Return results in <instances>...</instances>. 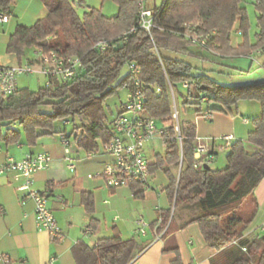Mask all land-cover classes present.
I'll return each mask as SVG.
<instances>
[{
  "label": "trees",
  "instance_id": "1",
  "mask_svg": "<svg viewBox=\"0 0 264 264\" xmlns=\"http://www.w3.org/2000/svg\"><path fill=\"white\" fill-rule=\"evenodd\" d=\"M11 1L0 0V11L9 16ZM40 1L46 14L30 25L16 24L7 40V52L20 61L28 48L44 52L54 50L78 57L82 67L69 80L52 81L37 91L18 88L9 96L0 95V126L5 127L0 132V141L15 143L23 134L32 144L43 132L65 133L67 137L73 135L77 145L86 150L98 149L99 143L109 141L112 136L105 101L119 86L128 83L126 73L114 84L129 61L142 70L145 112L160 123L172 121L168 83L173 89L182 87L184 82L188 84L184 102L193 105L200 117L205 112L231 114L240 101L255 100L259 112L252 119L247 143L231 142L223 168L210 165L194 168L196 126L183 120L180 123L181 146L176 139L168 138L163 152L155 155L150 170L152 173L161 171L167 177L165 191L171 203L174 199L175 206L200 209L189 221L199 225L205 242L216 250L212 264H264V234L257 233L253 238L243 235L257 210L254 190L264 178V80L243 85L221 84L187 60L166 54V51L189 54L185 33H211L205 48L221 57H241L252 51H263L264 0H252L257 11L254 42L248 38L244 0H161L159 5L149 7L153 23L150 33L137 24L141 0H113L118 6L116 15L108 17L90 9L82 18L77 16L70 0ZM235 24L243 35V43L239 46L231 44ZM99 40H107L108 46L96 48ZM43 105H48L50 111H42ZM58 120L64 128L54 127ZM65 121L72 124L70 132L66 131ZM14 123L22 131L11 127ZM168 134H173L172 125ZM130 186L136 197L142 196L140 184ZM82 203L88 212L92 211L89 193H82ZM169 213L164 214L158 231ZM240 246L246 250L242 251ZM139 248L136 239H123L114 233L92 245L77 241L71 252L75 264H128ZM163 251L175 253L171 264H181L176 246L171 245Z\"/></svg>",
  "mask_w": 264,
  "mask_h": 264
},
{
  "label": "crops",
  "instance_id": "2",
  "mask_svg": "<svg viewBox=\"0 0 264 264\" xmlns=\"http://www.w3.org/2000/svg\"><path fill=\"white\" fill-rule=\"evenodd\" d=\"M144 6L152 7L145 3ZM45 14L44 7L39 14L13 10L11 16L14 17L16 24L29 25ZM236 26L237 24L232 32L237 30ZM231 44L238 46L242 44V40L236 38L233 42L231 38ZM29 49L33 51L34 57L35 49ZM186 50L189 53L187 57L201 61V66H197L199 70L207 73L206 69L212 67L213 71L226 76L223 82L225 84L243 85L264 80V66L257 58L263 51L252 57L248 55L221 57L210 49L196 45L188 44ZM28 59L26 57L25 61ZM5 62L12 65L22 63L16 56L11 60L6 59ZM253 66L258 70L253 72ZM249 68L248 75L238 73V70ZM258 112L257 107L254 108V116L258 115ZM187 121L195 124L196 139L202 142L209 141L214 145L218 144L219 137L223 135L235 136L238 124L235 116L223 112H213L209 120L201 119L195 114V121ZM247 123L248 119L245 124ZM11 127L22 131L17 123ZM4 130L5 127L3 130L0 129V132ZM234 136V140L238 139ZM98 149L93 155L88 156L89 150L73 141L69 155L75 164V170L71 172L67 167L58 133L43 132L32 144L26 141L23 134L15 143L6 144L0 141V164L8 157L19 160L29 152L50 154L49 164L32 174L31 187L37 191L48 189L47 205L62 231L61 240L53 241L46 231L39 230L35 223L32 199L28 195L19 194L16 190L22 178H16L13 173H0V250L9 256L10 264H47L51 257L52 264H75L71 250L77 241L92 245L98 239L110 237L114 233L123 239L134 238L140 244L139 250L128 264H171L175 259V253L163 251L171 245L178 248L181 264H212L211 260L216 250L205 242L199 225L189 221L200 213V209L197 206L174 205L169 230L162 241H156L155 230L164 214L170 212L172 207L165 188L158 190L156 171L151 177L156 189L148 190L142 187L141 197L134 195L135 190L131 186L108 187L104 178L96 173L103 169L110 158L102 151L98 152ZM88 175L93 176L89 178ZM85 192L89 193L92 199L91 212H88L82 203V193ZM254 197L257 201V210L251 223L243 231L247 238H253L264 226V178L256 186ZM137 217H142L150 223L146 236L134 233V220Z\"/></svg>",
  "mask_w": 264,
  "mask_h": 264
},
{
  "label": "built area",
  "instance_id": "3",
  "mask_svg": "<svg viewBox=\"0 0 264 264\" xmlns=\"http://www.w3.org/2000/svg\"><path fill=\"white\" fill-rule=\"evenodd\" d=\"M10 16L0 11V23L8 22ZM138 27L150 33L153 28L152 10L145 7L141 0L137 13ZM133 29V28H132ZM237 34L241 31L235 30ZM192 45L205 48L206 41L211 37V33L205 35H192L185 33L183 35ZM107 40H99L96 43V48L104 49L108 46ZM33 58L26 62L5 66L0 64V95L9 96L18 89V77L24 74H30L34 71L36 65L38 71L46 78L45 85L48 86L52 81H65L72 78L78 69L82 67V62L78 57L71 55H62L57 51L51 50L44 52L35 49ZM252 57L253 54H248ZM126 73L129 75V81L125 84L126 98L118 108L116 115L110 122L112 136L109 141L100 145L101 151L109 156L110 161L107 162L103 169L96 173L104 178L105 184L108 187L115 188L121 186H130L138 183L143 188L155 190L156 186L152 181V172L150 170L151 161L146 157L144 148L147 144L154 141H159L163 149L166 147L167 139H176L181 146L180 123L178 111L173 104L172 106V121L159 122L157 119L149 116L145 112V86L141 79V68L133 61H129L125 65ZM188 84L182 83V88L186 89ZM170 98L174 101V91L168 83ZM160 91V88H156ZM172 103V102H171ZM211 112H205L201 117L205 120L211 118ZM247 122V119H243ZM68 124V121L64 122ZM172 125L173 134L169 136L168 128ZM234 140L231 134L219 137L218 144L211 142H202L195 139L194 143V163L196 169H201L205 165H211L216 158L218 152L227 150L231 142ZM59 142L64 151V158L67 161V167L71 172L75 170V164L69 155V137L65 133L59 134ZM96 150L87 152L88 156L93 155ZM51 161L50 154L46 152L33 153L29 152L24 156L15 160L8 157L0 164V173H13L16 178H22L21 184L16 186V190L21 195H28L34 204V218L36 226L39 230L46 231L51 240H61L62 231L57 225V221L53 212L47 205L48 189L37 191L32 189V174L37 170L45 168ZM179 174V172H178ZM177 174V178H178ZM93 175H88L91 178ZM174 209V199L167 221L160 231L155 230V240L162 241L167 233L171 223ZM162 219L160 220V224ZM159 224V225H160ZM150 228V223L142 217H137L134 220V233L138 236H146ZM264 232V226L261 229ZM236 242V241H235ZM234 242V243H235ZM242 251H245L244 246H240ZM51 257L47 264H52ZM0 263L10 264L9 256L0 250Z\"/></svg>",
  "mask_w": 264,
  "mask_h": 264
},
{
  "label": "rangeland",
  "instance_id": "4",
  "mask_svg": "<svg viewBox=\"0 0 264 264\" xmlns=\"http://www.w3.org/2000/svg\"><path fill=\"white\" fill-rule=\"evenodd\" d=\"M73 4L74 10L79 18H82L84 16V13L87 12L90 9H95L100 11L103 15L111 17L114 16L118 13V6L113 0H70ZM161 0H143V3L148 4V5H159ZM11 14L13 13V10H17V12H22V13H30V14H39L43 9V4L40 0H12L11 1ZM243 5L245 6L246 12H247V17H248V38L251 42H254L255 40V34L257 32V26H256V21H257V11L255 8V5L252 0H244ZM9 22L7 23H0V64L5 65V66H13V65H18L16 64H11L8 62H5L6 59H13L15 57L14 54L7 52L6 45H7V40L10 35V33L14 30L15 28V19L13 16L9 18ZM33 21L30 24H32ZM231 38L232 41L235 42L236 38L241 39L243 43V35L242 34H237L235 30L231 33ZM189 44H191L189 42ZM192 45V44H191ZM241 45V44H240ZM239 46V45H238ZM261 51H252L248 54H255L260 53ZM167 55L170 56H176L179 58H183L185 60H189L191 64L195 67L196 66H201V61H195V58H190L187 57L188 55L183 53V52H173V51H166ZM246 56V55H245ZM258 59L260 60V63H263L264 66V50L261 54L257 55ZM26 57L31 59L33 57V51L31 49H27L24 53V56L21 58L22 63L26 62ZM189 58V59H187ZM17 62V61H16ZM198 64V65H197ZM207 67V65H204ZM211 69H206L207 74L218 81L221 84L225 80L224 78H227L226 76H223V74L217 73L216 71H213L212 67H209ZM247 68V66L245 67ZM34 71L30 74H24L18 77V84L20 88H29L31 91H37L39 88H42L45 86L46 83V78L44 75H42L39 71L37 66L35 65L33 67ZM225 70V68H224ZM227 70V68H226ZM258 70L255 66H253L252 71ZM229 71V70H228ZM232 71V70H231ZM242 73L241 75H245L250 72L245 70H241ZM126 75V68L123 67V69L120 72L119 77L117 80L114 82L116 84L118 81L122 80V78ZM227 81V80H226ZM228 82V81H227ZM174 101L171 99L172 106L175 104L177 111H178V118H179V123H181L183 120H194L195 121V110L194 106L191 104H187L184 102V96L186 95V90L183 89L180 86L174 87ZM126 98V90L124 87L119 86L117 88V92L113 93L111 96H109L105 103L106 106L109 108L108 110V119L112 120V118L116 115L119 106L121 103L125 101ZM259 110V105L258 102L255 100H242L238 103L237 110L233 108V112L230 114L231 116H235V118L238 121V124L236 125V135L234 136L235 138H238L236 140H242L243 142L247 143V133L249 130L252 129L253 123L252 119L255 117L254 116V108ZM42 111L49 112L50 108L48 105H43L40 107ZM257 116V115H256ZM243 117L248 119V123L245 124ZM198 119V117H196ZM202 119V117H201ZM75 122L78 124V120L76 119ZM54 127L56 129H61L64 128V125L61 120H58L54 123ZM4 127L0 126V129L3 130ZM66 131L70 132L72 128V124L69 123L65 126ZM58 139H59V134H58ZM69 149L73 147V135L69 137ZM101 144L99 143V146ZM98 152H101V147L97 150ZM144 152L146 157L149 159V161H153L155 159L156 154H161L163 152V147L160 146L159 141L158 142H152L149 143L145 146ZM226 154L227 151H221L218 152L216 155L215 160L211 164V167L213 168H218L221 169L226 165ZM156 184L158 187V190L165 188V186L168 184L167 177L165 176L164 173L161 171H156ZM258 233L264 234L262 230H259ZM240 264H245L240 263Z\"/></svg>",
  "mask_w": 264,
  "mask_h": 264
},
{
  "label": "water",
  "instance_id": "5",
  "mask_svg": "<svg viewBox=\"0 0 264 264\" xmlns=\"http://www.w3.org/2000/svg\"><path fill=\"white\" fill-rule=\"evenodd\" d=\"M207 165H205L204 167H206Z\"/></svg>",
  "mask_w": 264,
  "mask_h": 264
}]
</instances>
